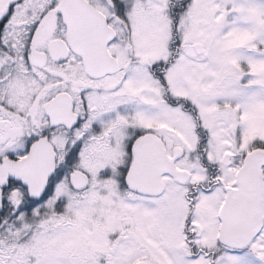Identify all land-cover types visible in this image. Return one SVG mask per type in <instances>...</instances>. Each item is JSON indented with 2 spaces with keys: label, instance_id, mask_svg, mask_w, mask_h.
I'll list each match as a JSON object with an SVG mask.
<instances>
[{
  "label": "snow or ice",
  "instance_id": "1",
  "mask_svg": "<svg viewBox=\"0 0 264 264\" xmlns=\"http://www.w3.org/2000/svg\"><path fill=\"white\" fill-rule=\"evenodd\" d=\"M0 264H264V0H0Z\"/></svg>",
  "mask_w": 264,
  "mask_h": 264
}]
</instances>
